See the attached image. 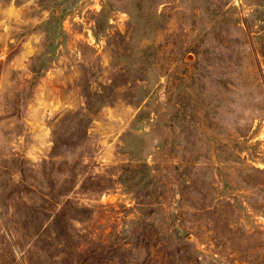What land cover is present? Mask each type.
Segmentation results:
<instances>
[{
  "label": "rangeland",
  "instance_id": "rangeland-1",
  "mask_svg": "<svg viewBox=\"0 0 264 264\" xmlns=\"http://www.w3.org/2000/svg\"><path fill=\"white\" fill-rule=\"evenodd\" d=\"M0 264H264V0H0Z\"/></svg>",
  "mask_w": 264,
  "mask_h": 264
}]
</instances>
